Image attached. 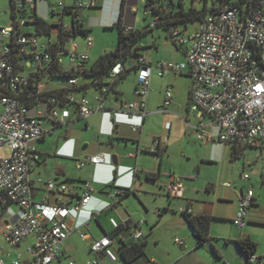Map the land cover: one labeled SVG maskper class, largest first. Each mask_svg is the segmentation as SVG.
<instances>
[{
	"label": "built area",
	"instance_id": "obj_1",
	"mask_svg": "<svg viewBox=\"0 0 264 264\" xmlns=\"http://www.w3.org/2000/svg\"><path fill=\"white\" fill-rule=\"evenodd\" d=\"M35 1L25 0L28 5H34ZM102 1L78 0L72 7L78 23L82 22L81 15L85 10L98 8ZM58 5L63 10L66 7L63 2ZM153 7L154 5L145 8V16L149 18L152 28L156 25L150 19ZM50 13H55L54 6L50 7ZM29 27L34 28L32 18L18 20V28L14 25L0 28V191L3 193L1 200L4 204H16L25 211L24 217L18 223L6 226L5 241L11 246H18L28 238H33V264H52L65 255V242L70 235L68 220L78 217L87 209L94 191L90 182H85L82 193L78 194L66 184H57L53 178H40L38 182L44 188V201L33 200L31 172L41 161L36 143L46 135L42 127L46 119L61 125L70 120L71 109L76 111L80 119L102 113L109 116L112 127L125 123L135 133H141L153 92L154 73L157 71L160 78L189 74L192 79L189 111L199 120V124L194 127L188 121L186 124L195 133L197 140L208 141L210 135L205 130L213 125L218 129L219 141L225 145L264 150V0H259L248 13L234 7L209 14L193 32H187L188 28L183 31L181 26L173 27L167 36L183 49L184 62L162 61L154 65L141 53L136 58L139 66L136 88L138 100L125 103L119 111L108 110L105 98L110 88L127 70V66L121 63L112 69L109 77L100 86L94 97V105L85 97L77 100L73 95H68L63 105L57 98H52L45 104L44 109L40 108L42 103L34 106L37 112L31 114L33 107L26 105L21 97L27 91L30 79H37L41 69L47 73L54 50L41 41L36 32L31 33ZM85 39L87 47L91 49L93 38L88 35ZM67 46L69 48L58 52V55L68 69L77 68L89 61L88 54L79 51L74 36H68ZM22 54L31 59L20 63L23 68L20 69L16 60ZM63 56L69 57L68 64H65ZM77 84L78 80L75 78L69 81L70 86ZM172 100L173 90L167 87L163 110L172 105ZM134 117L139 120L137 123L133 122ZM167 126L170 127L169 124ZM166 147L167 139L156 138L152 150L162 153L166 151ZM5 148L10 151L8 157L3 155ZM104 162L102 155L89 156L78 168L87 163L102 165ZM131 172L135 175L134 171ZM262 174L264 176V170ZM244 179H249V176L246 175ZM165 190L172 198L182 199L186 188L183 179L172 175ZM124 191L125 187L122 189ZM54 193L78 198V202L72 207L64 204L49 205L47 202ZM253 205V190L240 194L238 212L233 220L237 228L244 229L247 226L248 211ZM180 211L193 215L190 208H180ZM92 217L89 214L87 220ZM127 223L128 221L122 224L112 221L114 230ZM80 236L84 240L88 238L83 232H80ZM132 236L138 241L143 239L144 234L137 228ZM176 243L183 245L179 239H176ZM114 245L115 238L106 235L93 244L92 252L105 254L111 261H116L118 256L112 249ZM251 263L264 264V260L253 256ZM0 264L8 263L0 260ZM10 264H22V258L18 257ZM70 264L76 263L71 261ZM90 264L98 262L93 261Z\"/></svg>",
	"mask_w": 264,
	"mask_h": 264
},
{
	"label": "crops",
	"instance_id": "obj_2",
	"mask_svg": "<svg viewBox=\"0 0 264 264\" xmlns=\"http://www.w3.org/2000/svg\"><path fill=\"white\" fill-rule=\"evenodd\" d=\"M38 1L39 0L35 1V11L39 18L56 26L61 23L67 28L72 26L73 17L69 13L70 11L63 12V9L59 7L58 4L63 2L66 7L72 8L78 0H55L52 2L50 0H41L47 3V14L38 12ZM56 2L57 4H55ZM119 2H121V0H103L98 8L85 10L81 15L84 30L89 31L90 36L94 30V24L88 20V16L85 14L86 11L91 10L97 11L100 15L99 20L102 26L106 28L115 26L113 25L116 22L114 15H111L110 18L107 19V13L112 7L116 8ZM126 2L129 6H131V4H136V0H126ZM51 6L55 7L56 15L50 13ZM144 6L146 8L145 3ZM114 10L115 9H113V13ZM17 15L19 19L22 18V13H20V11L17 12ZM11 23L8 26L12 25ZM122 25L126 29H131V27H127L123 23ZM56 32L57 28L55 27L54 33L56 34ZM76 38L77 37H74V42ZM75 44L78 45L76 42ZM153 46L156 47V44ZM78 47L80 52L88 54V51L82 50L79 45ZM68 48L67 46V49ZM88 50L90 49L88 48ZM64 57L65 56H63V59ZM176 62L184 61L180 60ZM79 66L91 68L88 64L85 66L84 64H80ZM132 70L137 73L136 69ZM131 71L110 88L105 98L108 110L119 111L125 103L138 100L136 94L138 83L133 89V92H131V95L130 93L128 94L126 89L121 88V85L127 80ZM80 77L83 76L80 75L77 79L80 88L74 92L73 96L77 100L85 97L94 105V97L97 95L98 90L93 85L92 79L84 77L86 81L81 83ZM180 77L188 76L182 75ZM47 78L49 77L43 78L41 82V90L45 92L59 90L66 85L65 82L57 83V86H55L54 84L46 82ZM176 78H178V76H174V79ZM188 78L191 80V85L188 92V113L186 121L194 127L199 124V120L189 111V95L192 87V79L190 77ZM152 88L153 92L148 102L147 116L143 119L141 133H135L131 126L125 123L116 124L112 127L109 116H104L102 113L94 114L87 119H80L74 109H71L70 120L60 126L56 125L50 119L43 121L42 127L46 131V135L42 140L36 143V147L41 155V161L31 172L33 200L35 202L44 201V188L38 182L40 178H53L57 184H66L70 189L77 191L78 194L82 193L83 184L88 181L91 183V187L94 190L92 200L87 209L80 213L78 217L68 220L70 235L65 242V255L52 264H70L71 261H74L76 264H90L93 261H97L98 264H126L120 257L119 247L121 242L127 244L134 242L133 239L130 240L131 238L126 236L127 231H131L133 235L134 231L139 228L144 234V239L147 235L144 233L141 226L150 225L151 221H149V217H163L165 213L171 211V208H177V206L181 208H190L194 216L204 215L212 217V227L214 219H217L215 216L223 218L227 212L226 215L229 216L232 223L236 218L240 194L245 193L244 190H241L238 196L228 194V200L231 201V204H229V208L225 210H222L215 204L207 203L208 201H198L196 195H198L200 191L196 190L194 186L187 184L189 181L198 180L195 174L192 175L193 169L190 167L192 159H188V156L186 157L184 153L181 155L179 150L171 145L170 136L168 138L169 143L167 144L166 151L162 153H155L152 150V146L149 147L148 140L142 137L144 126L148 123L150 116V100L155 92L154 76L152 78ZM125 96H128L127 99L129 101L125 99ZM174 99L175 95L173 92L172 103ZM45 107V103L40 104V108L44 109ZM36 112L37 108H31V114L34 115ZM193 119H195V121H193ZM138 121L137 118H133L134 123ZM80 122H84V125H79ZM187 129L189 128H185L186 132ZM205 131L210 135L208 141H199L201 145L198 147H196L194 143L190 142L187 144L186 142L180 150H182V152L189 151L190 153L196 154V158L204 164L218 165L220 159L216 152L218 148H220L219 144H223L218 139V129L216 126L212 125L206 128ZM49 136L52 137L51 142H48ZM46 143L47 146L41 147ZM207 150H210L211 153H207ZM247 150H245L243 156ZM260 151L264 152V150ZM101 155L105 158L104 164L94 165L87 163L84 167L78 168V165L85 161L87 157ZM113 156H116V164L112 161ZM186 158L187 160H185ZM131 171H134L135 175H133ZM149 174H157L158 176L156 179H148ZM172 175L184 181L186 190L182 199L172 198L165 190V186L170 182ZM261 178L264 184L262 172ZM227 184L230 186H227ZM224 186L226 188H232L230 183H224ZM123 187L126 188L124 192H122L121 189ZM215 189L214 183L210 179H206L205 192L208 196H214L215 199H219L220 197H218V192H215ZM235 190H237V188H235ZM1 195L2 192L0 191V260L10 264L18 257H21L22 264H33L34 258L31 253V249L34 245L33 238H28L18 246H11L5 241L4 230L6 226L8 224L18 223L24 217L25 211L16 204H4L1 200ZM131 199L136 201V203H132ZM77 202L78 198H71L66 194L54 193L47 203L52 206L64 204L68 207H72ZM141 208H144L146 212H143ZM260 209V201L256 198L254 193V205L248 211L247 225L252 222L264 225V219L258 216ZM162 210L164 211L163 213ZM89 214L93 217L87 220ZM112 221H116L120 224L128 221L129 224L128 227L115 238V245L112 249L118 256L116 261H111L105 254H95L92 252L94 243L102 240L106 235L114 231ZM82 222H86L85 225L81 226L80 224ZM155 224H157V221L150 226H154ZM187 225L189 226L188 222ZM246 228L247 226L244 229H240L243 232L240 237L235 239L234 243L246 238H250L254 241L251 236V231H246ZM80 232H83L88 238L86 240L82 239ZM184 244L185 243H183L181 247H183ZM256 255L259 258H264L263 255H258V251ZM150 260L152 261L151 264H157L154 263L152 259ZM227 260L228 261L224 264H247L245 256L240 252L238 247H236L234 254L228 257ZM133 264H144V262L137 261Z\"/></svg>",
	"mask_w": 264,
	"mask_h": 264
},
{
	"label": "rangeland",
	"instance_id": "obj_3",
	"mask_svg": "<svg viewBox=\"0 0 264 264\" xmlns=\"http://www.w3.org/2000/svg\"><path fill=\"white\" fill-rule=\"evenodd\" d=\"M55 1V0H50ZM145 0H136V4L129 6L127 2L123 7V0L117 3L116 8H111L107 13V19L111 15L115 17L117 25L120 22L127 27L134 30H143L147 25V18L145 16ZM187 8L190 7L192 0H186ZM57 4V2L55 3ZM33 6V7H32ZM196 6L202 9L203 1H198ZM16 11H27L32 13L35 9L34 5H28L25 0H0V28L8 26L11 23L13 9ZM113 9L114 13H113ZM38 12L47 14V3L45 1H38ZM88 20L94 24V30L91 33L93 38V47L88 50L86 39L79 35L75 42L82 50L88 51L90 61L88 66L92 67L96 64L98 59L105 53L114 52L118 47L119 30L117 27L102 26L97 11H86ZM98 14V15H97ZM122 14V18H121ZM150 21V20H149ZM200 26L199 22H191L188 24L187 32H193ZM181 29L186 31L185 26ZM31 33H35V28L29 27ZM154 33H149L139 43L144 54L150 63L157 65L158 62H175L185 60L176 45L167 38V34L163 29H156ZM41 41L46 38L40 36ZM156 44V47L153 45ZM65 64L69 63V57H64ZM80 82L86 81V78L80 77ZM46 82L54 84L67 82L65 79L47 78ZM138 83V76L135 71H131L127 80L121 85V88L126 89L128 94L133 92ZM191 85V80L188 77H180L174 79V76L160 78L157 76V71L154 73V89L149 107L148 123L144 126L142 137L148 140L149 147L153 146L155 138L167 139L170 136L171 145L179 150L181 155H186L191 160L190 167H192V175L198 177V180L189 181L187 184L194 186L200 193L196 198L200 202H206L219 206L222 210L228 209L231 201L228 200V194L238 196L241 190L247 193L253 190L256 198L260 201L261 209L258 214L264 219V184L261 178V172L264 170V152L260 150L248 149L244 156L238 159L232 157L231 148L225 144H219L220 148L216 152L220 161L217 164H204L196 158V154L189 151L180 150L184 144L194 143L196 147L201 145L197 140L195 133L186 124V117L188 111V92ZM167 87L172 88L175 99L167 110L164 108V96ZM128 96L125 99L129 101ZM195 121V119H193ZM170 127H168V124ZM79 125H84L80 122ZM187 129V132L185 128ZM58 133V132H56ZM52 137H48V142H51ZM187 140V141H186ZM47 146V143L42 145ZM210 150H207L209 153ZM204 153V152H203ZM211 153V152H210ZM10 151L8 148L3 150V155L8 157ZM187 158L185 160H187ZM200 167V168H198ZM200 174V175H199ZM248 175L250 179H244ZM206 179H210L218 192L219 199L214 196H208L206 191ZM88 182V181H87ZM224 183H230L232 188H226ZM237 188V190H235ZM134 197V195H133ZM132 203H136L131 199ZM182 202V201H181ZM222 202V203H221ZM139 203V202H138ZM180 206L171 208V211L165 213L163 217H149L150 225L157 221L154 226H141L147 237L142 240L148 241L147 255L157 264H224L228 257L232 256L236 251L235 239L240 237L241 231L238 229L226 215L223 218L215 216L213 227L211 230L212 241L198 246L197 240L193 235L192 230L187 225L186 217L180 211ZM146 212L144 208H141ZM174 211V212H172ZM164 211L162 210V213ZM238 212V211H237ZM143 216V215H142ZM157 219V220H156ZM246 231H251V236L254 242L258 245V255L264 256V225L250 223L247 225ZM135 232V231H134ZM152 232V234H151ZM132 240L131 231H127V235ZM176 239L183 241L184 246L181 247L176 243ZM221 260V262H220Z\"/></svg>",
	"mask_w": 264,
	"mask_h": 264
},
{
	"label": "trees",
	"instance_id": "obj_4",
	"mask_svg": "<svg viewBox=\"0 0 264 264\" xmlns=\"http://www.w3.org/2000/svg\"><path fill=\"white\" fill-rule=\"evenodd\" d=\"M199 0H192V3L189 8H187L186 0H146V6L154 5L152 9V16L150 19L156 22L154 28L151 27L149 23V18L147 19L148 25L143 30H131L127 31L125 27H123L122 23L115 25V27L119 30V40L118 47L114 52L105 53L102 55L96 64L91 68L78 66L74 69H68L64 66L61 61V57L58 55L60 51L67 50V38L72 35L77 37L79 35L84 36L85 38L90 35L89 31L84 30L83 20L79 24L76 20V15L73 14L72 9L65 7L63 12L70 11L69 13L73 17L72 26L69 29L65 28L63 23L56 25L49 24L42 18H39L36 15L35 9L32 13L28 14L27 11L21 12L22 18H18L17 12L15 8L12 13V25L18 28V19H34V28L36 34L40 37L43 36L46 38V43L53 48V60L51 62V66L47 73H45L44 69L40 70V74L37 75V79H30L29 86L26 88L27 91L21 97L23 101L26 102V105L29 107L37 106L38 103H47L49 99L57 98L61 103H65V99L68 95H73L75 91L80 88V85L70 86L69 81L71 79H78L80 75L86 78L92 79L93 85L99 90L100 86L104 84L106 79L109 77L110 72L117 64H125L127 66V70L124 74H122L119 80L124 78L129 71L132 69H136L138 71L139 66L137 65L136 58L139 57L142 53V48L140 47V41L147 36L149 33H153L156 29H163L167 34L173 27H179L184 25L185 29L188 28V24L191 22H203L207 15L222 11L227 8H238L243 12H250L252 8H254L259 0H200L203 1L204 6L202 9H199L196 6V3ZM26 3V2H25ZM126 3V0H123V7ZM52 15H56L52 13ZM60 15V14H59ZM122 18V14H121ZM82 19V17H81ZM55 27L57 28L56 34L54 33ZM27 31V29H25ZM58 40L56 41V38ZM168 38V36H167ZM59 42V43H58ZM176 47L182 51V54L185 59L184 51L181 47ZM31 59V57L26 54H22L17 58V63H23L25 60ZM84 66L87 62L82 63ZM184 76H189V74H185ZM45 77H50L52 79H65L66 85L60 88L59 90H54L51 92H45L41 90V82ZM117 81V82H118ZM116 82V83H117ZM189 103H190V95H189ZM58 125V124H56ZM60 126V125H58ZM228 145V144H227ZM231 148L232 157L234 159L240 158L243 156L245 150L247 148H242L234 145H228ZM157 174H149L148 179H156ZM85 183V182H84ZM130 191V190H128ZM3 197V193L1 195ZM186 217V220L194 234V237L197 240L198 246H201L205 243L211 242V228L213 218L204 215H187L183 214ZM128 223L126 225H122L119 229L114 230L110 236L111 238H116L126 227H128ZM134 240V239H133ZM147 240H134L133 243L127 244L125 242H121L119 247V254L121 259L126 264H133L137 261H142L144 264H151L152 261L148 258L146 254ZM236 245L240 252L245 256L247 264L251 263V258L253 256H257L258 245L252 241L250 238H246L236 242ZM264 260V258H260Z\"/></svg>",
	"mask_w": 264,
	"mask_h": 264
},
{
	"label": "water",
	"instance_id": "obj_5",
	"mask_svg": "<svg viewBox=\"0 0 264 264\" xmlns=\"http://www.w3.org/2000/svg\"><path fill=\"white\" fill-rule=\"evenodd\" d=\"M112 161H113L114 164L117 163V161H116V156H113V157H112ZM121 189H123V188H121ZM125 189H126V188H125Z\"/></svg>",
	"mask_w": 264,
	"mask_h": 264
}]
</instances>
